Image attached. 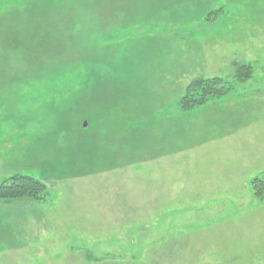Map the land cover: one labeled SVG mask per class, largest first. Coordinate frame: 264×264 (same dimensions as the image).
<instances>
[{"label": "rangeland", "instance_id": "obj_1", "mask_svg": "<svg viewBox=\"0 0 264 264\" xmlns=\"http://www.w3.org/2000/svg\"><path fill=\"white\" fill-rule=\"evenodd\" d=\"M15 175L47 197L0 201V264H264V0H0Z\"/></svg>", "mask_w": 264, "mask_h": 264}, {"label": "trees", "instance_id": "obj_2", "mask_svg": "<svg viewBox=\"0 0 264 264\" xmlns=\"http://www.w3.org/2000/svg\"><path fill=\"white\" fill-rule=\"evenodd\" d=\"M232 80L241 84L251 78L252 66L245 63H232ZM230 85L219 77L198 79L191 83L186 94L181 98V109L189 111L205 104L208 98H220L229 92ZM253 182L254 188H257ZM256 196L258 191L255 190ZM47 197L45 186L30 176L15 175L0 182V201L10 202L29 200L43 202Z\"/></svg>", "mask_w": 264, "mask_h": 264}, {"label": "water", "instance_id": "obj_3", "mask_svg": "<svg viewBox=\"0 0 264 264\" xmlns=\"http://www.w3.org/2000/svg\"><path fill=\"white\" fill-rule=\"evenodd\" d=\"M86 124L85 123H83V126H85Z\"/></svg>", "mask_w": 264, "mask_h": 264}]
</instances>
